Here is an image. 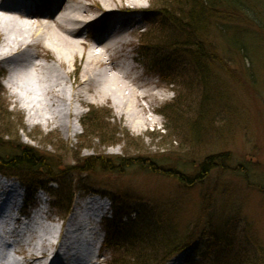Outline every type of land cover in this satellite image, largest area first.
Here are the masks:
<instances>
[{"label":"rangeland","instance_id":"obj_1","mask_svg":"<svg viewBox=\"0 0 264 264\" xmlns=\"http://www.w3.org/2000/svg\"><path fill=\"white\" fill-rule=\"evenodd\" d=\"M72 1L85 3L82 0ZM86 3L101 8L97 3L87 1ZM143 5L142 25L137 34L130 36L131 45L126 48L127 59L134 67L133 73L137 78L134 83H127L135 93H145L155 98L149 99L148 103L141 101L140 104L145 108V116L155 119L156 123L146 125L140 130L135 129V131L129 128L125 125L124 116L120 118L114 114L115 109L112 107L111 100L104 101L102 97L83 92L82 87L79 86L81 67L72 63L66 68V71L70 73L69 79L62 69L58 68V72L61 76V85L78 95L73 102L76 113L80 114L77 120L72 119L74 134L71 135L70 132L67 137H64L57 128H45L42 125L31 126L27 121V113L20 105L14 104L10 96L13 89L8 88L7 73L1 64L0 70H3L0 71V91H2L0 106H2L3 115L1 118L5 120L4 123H9L11 126L9 128L10 138L17 139L21 145L38 149L43 155H56L57 161L67 167L74 166L72 155L87 159L106 154L122 158H145L149 159V164H153L158 170H172L184 175H192L207 156L228 153L231 157L229 170H213L205 183L192 188H184L176 179L169 177L162 170L163 174H152L137 165L126 168L120 175L97 173L90 179L91 188L89 189L93 192L105 193V195L111 194L123 201L124 209L129 207L131 210V213H126L120 206L111 205L106 200V204H109L106 216L110 213L112 215L113 208L115 210L118 208L117 215L123 216L122 223H127L129 220L134 223L137 219L135 214L137 211L140 215H145L143 216L145 224H139L141 220L137 222L135 227L137 238L133 242L130 243L124 236L119 235L118 239L114 238V244L112 238L106 243L107 239L103 224H101L99 230L98 227L96 228L92 244L83 245L80 250L93 257L100 246L98 260L101 264H110L121 256L129 262H135L136 254L134 253L138 250L137 247L144 246L143 238L138 233L145 235L146 226L150 227V222L152 226L155 221H159L162 224L158 226L159 234H163L166 230V235L169 236L170 230L173 231L172 238L177 241L183 240L186 244H182V247L184 245L188 249L180 254L178 252L181 249L172 253L165 264L177 256L182 257V264H209L210 254L206 251L207 244H205L208 240L198 236L200 232H205L204 221L200 222V208L202 195L215 191L214 196L218 209L215 216L222 218L223 226L230 224L229 230L236 232L240 242L248 237L254 238L257 241V249L251 250H256V254L264 264V192L260 191L261 188L264 189V34L254 31L251 28L254 25L245 31L254 39L252 41L254 47L250 44V48L243 50L246 57L244 54H235L233 44L228 45L222 51L226 66L223 71L218 66L212 67L213 76L208 79V85L211 88L209 90L207 83H200V76L196 75L193 68L183 60L171 63L170 70L169 65H163L164 68L154 65L158 60L150 56L154 55L151 51H146L142 44L144 36L139 35L142 32L150 33V35L161 33L163 35L157 36L165 37V33L172 32L174 28L171 24V17L167 22L163 16L158 15L155 9L159 10L162 7L157 6L155 0H143ZM102 11H92L88 19L98 18ZM249 14L254 17L251 12ZM138 17L141 19V16ZM241 19L244 18L239 17V20ZM89 28L91 29L90 37L92 33L96 35L97 30L100 31L98 36L103 35V27L97 29V26L93 25ZM87 32L88 29L84 28L80 31L82 39L85 40ZM227 33L229 36H235L232 27ZM215 34L220 44L222 36L220 38V34L216 31ZM90 42L86 40V43L90 44ZM43 62V60L40 61L42 64ZM171 73L175 76L171 81L173 84L169 85L171 84L169 83ZM183 80L191 81L193 87H186L184 82L182 84ZM39 98L42 99L38 96L37 100H40ZM82 99L85 102H82ZM167 104L173 105L170 111L172 109L185 113V117L182 113L180 114L183 117L180 124L181 129H174L171 120L164 116L163 108ZM92 109H96L103 116L106 133L109 136L116 134L115 144L100 145L94 137L99 132H94L93 137H87L86 140L82 139L85 134L81 123H84V117ZM18 125H21L19 126L20 131L16 133L15 127ZM192 125L200 130V134L196 131L193 135L190 133ZM187 132L189 135L186 134ZM13 139L4 138L2 142L11 141L17 144ZM124 139L128 143H125ZM59 141L63 143L64 153L54 151L55 147H60ZM239 168H241L240 173ZM235 169L237 171H234ZM19 186L21 187L22 184ZM51 187L54 189L55 185L49 184L48 188ZM222 193L223 200L220 202ZM42 196L46 198L45 206L48 208L44 224L47 227L54 224L59 225L60 232H62L64 222L59 220L58 210L52 208V198L46 193ZM87 196L93 195L78 193L73 200L71 212L75 202L89 199ZM33 201L32 206L36 207V201L40 202V197L35 195ZM24 210L26 212V206ZM153 210L155 211L152 213ZM211 218L212 221L207 220L210 225L220 226L214 220L213 214ZM137 229H139L138 232ZM13 234L14 238L7 237L4 242V245L10 243V249L9 251L6 248L3 250L5 255L1 256L0 264H30V259L26 258L25 254H23L24 257L12 254V249L17 247V242L21 240L23 233L15 230ZM161 236L158 235V238ZM36 237V233L35 236L30 233L24 240L31 244L36 241ZM15 240L16 244H14ZM131 245H134L133 248ZM155 252L159 255L163 253V246H157ZM210 253L212 254L213 250H210Z\"/></svg>","mask_w":264,"mask_h":264},{"label":"bare ground","instance_id":"obj_2","mask_svg":"<svg viewBox=\"0 0 264 264\" xmlns=\"http://www.w3.org/2000/svg\"><path fill=\"white\" fill-rule=\"evenodd\" d=\"M82 1L85 3L0 0V66L2 64L7 73L8 88L13 89L10 96L14 104L24 109L31 126L57 128L64 137L70 132L73 135L72 119L80 117L73 107L78 95L61 85L58 72V68L62 69L69 79L66 68L73 63L81 67L79 86L83 92L102 97L104 101L111 100L114 114L120 118L124 116L129 128L135 131L155 124V119L145 116V108L140 104L155 98L135 93L129 85L137 77L127 59L126 48L131 45L130 36L141 27L137 15L143 11V0ZM86 1L97 3L101 8ZM17 3L19 11L10 6ZM92 11H102V14L90 20ZM99 19L109 21L108 31L103 36L82 39L80 31ZM86 40H90V44ZM42 60L46 64L40 63ZM38 96L42 99L37 100ZM19 204L16 198H1L0 195V258L7 247L4 245L7 237L14 238L16 228L11 230V225L17 224V220L10 218L11 211L4 209L8 206L14 210ZM106 212L92 198L78 200L62 232L59 225L47 227L44 224V212L34 214L21 240H15L14 244L17 242L16 248L30 259V264H101L97 257L80 247L92 244L96 228ZM30 233L37 234L36 241L31 244L24 240ZM168 264H182V257L177 256Z\"/></svg>","mask_w":264,"mask_h":264},{"label":"trees","instance_id":"obj_3","mask_svg":"<svg viewBox=\"0 0 264 264\" xmlns=\"http://www.w3.org/2000/svg\"><path fill=\"white\" fill-rule=\"evenodd\" d=\"M155 2L157 6L162 7L159 10L155 9L158 15L160 17L163 16L167 22L169 17H171V24L174 29L172 32L165 33V37L157 36L163 35L161 33L143 35V47L145 46L146 51L149 50L154 54L150 55L151 57H155L158 60V62H155L157 64L154 63V65L162 68L165 67L163 65H169L168 69L170 70L171 63L183 60L193 68L196 75L200 76V79L197 78L200 83H207L206 86L209 90L211 88L208 85V79L213 76L212 67L218 66L222 71L225 69L226 65H224L225 59L222 51L228 45L233 44L234 53L237 55L244 54L246 57V53L243 50L250 48V44L253 45L252 41L254 39L245 31L254 25V27H251L254 31L264 34V0H155ZM239 17L244 19L239 20ZM231 27L235 32V36H229V33H227ZM215 31L220 34V38L222 36L220 44L219 41L217 42L218 36ZM174 76L171 73L169 83L173 81ZM183 82L188 88L193 85L191 81L183 80L182 84ZM0 94H2V91H0ZM171 105L167 104L164 106L163 114L167 119L171 120L174 129H181L180 124L183 121L182 116L185 117V113L172 109L170 111L173 106ZM1 107L0 174L16 178L30 190L39 188L47 190L53 198L52 206L58 210L63 219L69 213L73 199L78 192H93L89 189L91 188L89 181L97 173L120 175L124 173L126 168L137 165L147 169L152 174H163L165 172L169 177L176 179L184 188H192L205 183L211 171H227L230 168L231 157L228 153L207 156L192 175H184L172 170L164 171L163 169H161L163 171L161 172L153 164H149V159L145 158H122L120 156H107L106 154L87 159H81L79 155L76 157L72 155L74 166L67 167V165L65 166L57 161L56 155H43L38 149L21 145L17 139L10 138L9 128L11 126L9 123H4L5 120L1 118L3 116ZM98 112L96 109H92L84 117V123H81V125L85 136L82 139L86 140L87 137H93L94 132H99L94 137L97 138L100 145L115 144L117 141L116 134L109 136L106 133L105 124H103L102 120L103 116ZM181 113L182 116L180 115ZM19 126L21 125L15 127L16 133L20 131ZM192 126L190 133L193 135L196 131L200 134V130L194 125ZM186 134L189 135V132ZM4 138H7V140L13 139L17 144L11 141L2 142ZM124 141L128 143L126 139ZM58 144L60 147H55L54 151L59 153L63 151L64 153L63 143L59 141ZM240 170L241 168L238 169L239 173ZM234 171H237V169ZM49 184H54L55 188H48ZM263 190L262 188L260 189L261 192H264ZM214 192L204 193L201 197L200 222L204 221L203 225L205 227L203 228L205 232H200L198 235L202 239L208 240L207 242L205 241V244H207L206 251L210 254L209 264H263L260 257L256 254V250H251L253 248L257 249V241L252 237H248L245 241L240 242L236 232L229 230L230 224L223 226L222 218L215 216L218 209L216 208ZM106 196L113 205L120 206L122 211L126 213L131 211L129 207L124 209L123 201H120L119 198H115L111 194H106ZM222 200L223 193L221 194L220 202ZM135 212L137 219L134 223L130 220L127 223H122L123 216L115 213L113 220L108 223L109 237L112 238V242H114V238L118 239L119 235L124 236L130 243L137 238L135 235L136 224L141 220L139 224L144 225L143 216L145 215L142 216L139 212ZM211 214L214 215V220L220 226L215 227L209 224L207 220L212 221ZM158 226H162L159 221H155L152 226L150 222V227L146 226L147 233L145 235L141 232L138 233L143 238L144 246L142 248L140 246L137 247L138 250L134 253L136 254L135 262H129L124 256H121L115 259L113 264H161L172 253L186 247L184 245L182 247V244H186L183 240L177 241L172 238L174 232L171 230L169 236L166 235V230L163 234H159L160 229ZM158 235L162 236L158 238ZM135 244L136 241L134 242ZM160 245L163 246L164 252L159 255L155 252V248ZM133 246L131 245V248ZM210 250H213L212 254Z\"/></svg>","mask_w":264,"mask_h":264}]
</instances>
